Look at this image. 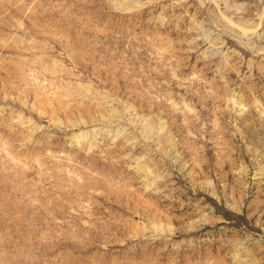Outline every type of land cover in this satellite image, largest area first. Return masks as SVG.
<instances>
[{
  "label": "rangeland",
  "instance_id": "374dc122",
  "mask_svg": "<svg viewBox=\"0 0 264 264\" xmlns=\"http://www.w3.org/2000/svg\"><path fill=\"white\" fill-rule=\"evenodd\" d=\"M0 264H264V0H0Z\"/></svg>",
  "mask_w": 264,
  "mask_h": 264
}]
</instances>
